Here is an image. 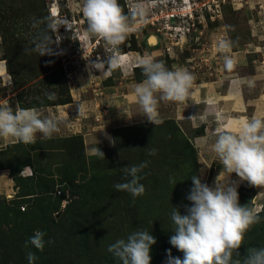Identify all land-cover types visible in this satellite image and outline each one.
I'll list each match as a JSON object with an SVG mask.
<instances>
[{
    "label": "rangeland",
    "instance_id": "374dc122",
    "mask_svg": "<svg viewBox=\"0 0 264 264\" xmlns=\"http://www.w3.org/2000/svg\"><path fill=\"white\" fill-rule=\"evenodd\" d=\"M226 2L220 5L219 17H214V21L206 17L203 25H198L203 30L198 46L192 42L181 52L175 48V59L165 55L162 60L166 40L157 32L158 23L146 24L156 10L147 0H119L126 14L137 3L144 4L147 11L144 22L140 23L138 17L134 29L115 51L106 49L101 40L100 47L93 51L91 45L96 39H88L84 34L83 0H0V61L5 62L10 77L8 84L16 92L15 101L21 108L54 107L55 112L61 109L58 106H66L68 110L59 120V131L51 139H42L38 134L34 144H10L0 150V171L6 172L15 192L7 198L6 193L0 191V264H28L29 251L38 257L34 264H122L108 247L119 239L126 240L136 231H147L156 239L150 248V264H168L169 254L173 258H184V253L170 244L174 234L171 214L175 208L182 215L187 214L193 176H200L202 183L210 187L215 186L222 170L211 151L218 112L221 117L226 116L225 122L220 123H228L234 132L244 119L257 117L252 107L255 102L264 105V81H256L264 74L259 78L255 75L260 72L259 67L264 73V63H260L264 58V0ZM54 4L59 11L56 18L73 22L70 30L59 28L62 39L58 45H51L52 55L40 57L35 52L26 53L25 48L34 47L33 41L44 29L46 18L53 17ZM152 37L156 41L153 44L149 41ZM52 39L55 40V35ZM218 40L228 43L231 54L240 51L247 56L246 104L251 107L246 108L244 114L239 116L236 108L241 97L238 98L235 85L234 90L231 89L234 97L224 94L229 108L224 106L220 111L216 108L217 114L213 113L211 119L206 117V104L200 103L197 92L198 89L208 92L213 85L198 80L194 81V85H198L196 91L193 87L184 104L162 102L158 105L160 123L157 125L143 118L133 125L112 129L111 139L115 143L110 147L100 143L96 147L104 153V158L95 152L86 153L87 136L81 132H88V126L84 129V125L94 120L83 119L85 110L79 112V103L89 105L91 100L92 107L97 103L93 111L98 113L91 116L97 115L98 121L99 114L101 118L110 110L107 102L102 103L101 74L91 68V62L97 60L96 53L102 59L116 52L120 56L123 53L135 55V58L151 55L170 70L179 66L194 75L196 69L191 66H197L200 53L196 50L202 45L205 50L212 43L215 46ZM131 66L133 64L124 67L123 72L116 69L117 79L130 83ZM144 78L141 67H134L133 81L142 82ZM224 89L227 91V85ZM50 94L55 98L49 99ZM223 101L217 98L210 103L219 107ZM233 102L235 107L231 106ZM11 104L14 109L16 105ZM86 110H91L90 105ZM223 110L229 112L223 114ZM258 118L264 119L263 115ZM77 124L82 126L80 131L75 130ZM169 131L175 136H170ZM186 141L193 149L184 147ZM151 150L155 151L154 155H149ZM144 162L147 167L138 175L145 192L133 202L129 193L117 191L114 185L127 182L124 167ZM24 167H30L35 176L20 177ZM228 181L238 184L239 203L254 209L259 217V222L245 234L238 250L240 255L234 253V259L242 260L248 248H264V189L249 186L235 173ZM58 190L60 195L56 194ZM75 192L78 195H73ZM21 205L25 211L20 209ZM36 230L46 234L42 252L31 244L25 247Z\"/></svg>",
    "mask_w": 264,
    "mask_h": 264
},
{
    "label": "clouds",
    "instance_id": "9594fccd",
    "mask_svg": "<svg viewBox=\"0 0 264 264\" xmlns=\"http://www.w3.org/2000/svg\"><path fill=\"white\" fill-rule=\"evenodd\" d=\"M81 11L86 21L85 36L101 40L106 49L115 51L134 29L137 18H140V23L144 22L147 9L144 4L137 3L126 14L119 0H83ZM61 26L70 29L66 19L46 18L44 29L33 41L34 47L25 48L24 51L35 52L40 57L52 55L51 45H58L62 39L59 35ZM53 35L55 40L52 39ZM219 47L221 51H227L229 45L221 41ZM233 64V60L225 55V68L231 71ZM138 65L145 78L133 87L132 98L139 109L137 115L157 125L160 123L159 103L184 104L190 98L195 77L183 67L176 66L170 70L163 61L151 55L141 58ZM122 66L123 58L120 55H108L106 59L97 58L91 62V68L104 74H111ZM4 69L5 65L0 64V71ZM54 98V95H49V99ZM119 109L128 118L133 117L129 115L128 108ZM82 111L83 106L79 105V112ZM221 119L217 117L211 151L222 165V170L213 187L202 183L200 176L191 178L193 187L187 197L191 206H186L187 214L182 215L177 208L171 214L174 234L170 237V244L183 252L184 258H173L169 254L168 264H264V248H248L242 260L234 259V253L240 255L238 250L243 245L245 234L253 224L259 222V217L254 209L239 203L238 185L228 181L235 173L239 180L246 181L249 186L264 188V119L246 118L234 132L230 126L221 124ZM59 123L54 116L42 118L34 108L17 106L14 110L11 106L0 105V140L11 145L34 144L38 134L42 139H51L59 131ZM106 138L115 143L107 134ZM94 152L104 158L99 147ZM154 154V150L149 152V155ZM145 167L147 162L124 167L122 171L127 182L117 183L114 188L129 193L135 202V198L145 192L138 175ZM45 235L36 230L25 242V247L31 244L42 252ZM155 243L156 239L149 232L136 231L126 240L119 239L111 244L108 251L122 264H150V248ZM26 259L28 264H34L38 257L29 251Z\"/></svg>",
    "mask_w": 264,
    "mask_h": 264
},
{
    "label": "crops",
    "instance_id": "0c3cea01",
    "mask_svg": "<svg viewBox=\"0 0 264 264\" xmlns=\"http://www.w3.org/2000/svg\"><path fill=\"white\" fill-rule=\"evenodd\" d=\"M162 52H163V58H162V60H163L165 53H164V50H162ZM239 52L238 53L234 52V53L230 54V56H229L234 62L233 68L231 71H228L225 68L224 61L223 62L212 61L210 64L198 63L197 65L199 66V68H197L198 66L195 67L196 70H194L195 74L193 75V76H195L194 81H198V80L203 81V84H205V83L208 84L210 82L213 85V89L209 90L208 92H204L203 90L201 91V89H198V92H197V94H199L198 96L201 97L200 103L206 104V106L204 107L205 108L204 114L206 115V117L208 116L210 119L212 118L211 116L213 115V113L217 114L218 110L216 108H218L219 111H220V108H224V106L229 108L227 106L228 104H226V102L229 103V101H226V99L228 98L227 96H230L229 98L234 97L235 93H231V89L234 90L235 85L237 86L238 98L241 97L240 99H238V104L236 107V108H238L239 116H241L240 114L245 113L244 111L246 110V108L248 109L251 107V105L247 106V104H246L245 88H246V82L247 81H246V76H245V65H246V57L247 56L245 54H243L244 52H241V53H239ZM128 53L133 54V52H131V51ZM123 59H124L123 60V66L119 68L122 72L124 71V67H128L129 65H132V64H133V68L134 67L135 68L140 67L138 65V61L141 58H139V57L135 58V55H133V56L126 55L125 57H123ZM262 60L260 62L261 64L264 63V58ZM0 64L5 65V62L0 61ZM235 65H237V68H235ZM207 66H208V68H207ZM133 68H130L131 72L129 73V76H128L129 79L131 80L130 83H124L120 79H117V77H116L117 71H115V70L112 71L111 74L100 73L101 76L99 78L102 80V90H103L102 93L104 95L103 96L104 100L102 103L107 102L110 105V110H109L108 114H106V115L103 114L101 116V118H100V114H99V122L95 121V118L98 117L97 115H94L95 117L91 116V115L95 114V112L98 113L97 111H95V112L93 111L95 109V107L97 106V103L96 104L94 103L95 107H92L93 102H91V100H90L89 105H90L91 110H86V108H88L89 105L87 102H83L85 104V105H83V108L85 110L84 111L85 114L82 115V117H84L83 119H86L88 121L89 117H91L94 120V123L91 122L89 125H87L85 123L84 129H87V126H88V129H89L88 132H85V133L81 132L83 135L87 136L85 151L88 155H92L94 153V149H96L97 145L100 143H103V145L106 147H110L112 145V142H110V140L106 138V134L108 137H111L110 130L115 129V128H119V127H123V126H130V125H133V124L141 121L143 118H146V117H142L140 115H137L139 112V109H138V106L136 105L134 99L132 98L134 85L137 83H140V82L133 81ZM259 70H260V72L255 73V75L258 74V76H256V78L257 77L259 78L261 76V74H264L261 72V67H259ZM9 78L10 77L7 73V69H6V65H5V69L0 71V105H8V106H11L13 108V105L11 104V102H14V104L16 105L15 106V108H16L17 106H19L18 102L15 101L16 92L11 90V88H10L11 86H9L10 84H8ZM263 78H264V76L260 77L259 79H256V81H260V80L264 81ZM105 82H107V83L110 82V83L105 84ZM226 85H227V91L224 89V86L226 87ZM193 87L195 90V87H198V85L197 86L193 85ZM224 94L225 95L228 94V95L224 98ZM217 98H223L225 100V101L220 103L221 105L219 107L214 106L213 104L210 103L211 101H215ZM162 102L163 101H161L160 103H162ZM260 104H261V102L260 103L255 102L253 104L254 105V106H252L254 108L253 112L255 113V115H257V117H262V115L264 117V105H262V104L260 105ZM79 105H81V104L79 103ZM231 106L235 107L234 102L231 104ZM257 106H258V109H256ZM65 107L66 106H58V108H61V109H59L58 111L55 110V112L53 111L54 107H47V108H42V109H36L35 108V109L41 114L42 117L54 116L60 120L61 118L65 117L64 113L66 114L68 112V110L65 109ZM121 107L128 108L129 109V115L133 116V117L128 118L127 116H125L123 114V110L119 109ZM72 112H73V110H72ZM226 112H227L226 110H225V112L223 110L222 113L225 114ZM86 113H90V114H86ZM208 113H211V114L209 115ZM158 114L160 115L159 110H158ZM217 116L222 118L221 120L223 123L225 122L224 120H226V116L221 117V114H219V112H218ZM83 119H81V121ZM102 119H103V121H102ZM227 124L228 123H226V125ZM65 125H66V123H65ZM80 126H81L80 124L74 125L75 130L80 131L79 130ZM101 130H103V131H101ZM7 145H10V144H8L7 142H5L3 140H0V150L2 148L6 147ZM8 181H9V178L7 177L6 172L0 171V191H4L7 196L14 195L15 192L13 189V184H11ZM9 193H11V194H9Z\"/></svg>",
    "mask_w": 264,
    "mask_h": 264
},
{
    "label": "built area",
    "instance_id": "2783aa9c",
    "mask_svg": "<svg viewBox=\"0 0 264 264\" xmlns=\"http://www.w3.org/2000/svg\"><path fill=\"white\" fill-rule=\"evenodd\" d=\"M148 4L151 5L154 11V16L151 20H147L146 24L155 25L158 23L160 28L157 32L161 33L163 39L166 40L164 46V53L168 58L175 59V48L181 52V49L186 47L189 43L193 42V45H199V39L202 35V28L199 26L203 25V21L208 17L211 21H214V17H219L220 15V5L221 3L225 5L226 0H147ZM130 10V9H129ZM56 18V17H55ZM71 25V21H68ZM199 25V26H198ZM66 31L70 29L63 26ZM78 41H81L77 38ZM100 40H95L92 43V49L95 51L97 47H100ZM183 45V46H181ZM220 40L214 46L213 43L209 46L202 47L200 49H192L193 51H199V61L198 63L210 64L214 62H223L225 55L230 56L231 52L229 48L227 51L220 50ZM96 59L100 58V54H95ZM123 54L121 57H125ZM211 58V59H210ZM103 60L102 58H100ZM198 66V65H197ZM196 66H191L194 69ZM133 68V66L131 67ZM208 68V66H207ZM96 122H99L97 117ZM33 172L30 167H25L21 172L22 177H32ZM57 195H60V191H56ZM10 196H7V198ZM20 209L24 211V207L21 206Z\"/></svg>",
    "mask_w": 264,
    "mask_h": 264
},
{
    "label": "bare ground",
    "instance_id": "6f19581e",
    "mask_svg": "<svg viewBox=\"0 0 264 264\" xmlns=\"http://www.w3.org/2000/svg\"><path fill=\"white\" fill-rule=\"evenodd\" d=\"M58 13H59V11H58V8H57V6L54 4V5H52V7H51V14H52V16L53 17H56V16H58ZM150 43H155L156 41H155V39L152 37V38H150ZM123 58V57H122ZM124 60V59H123Z\"/></svg>",
    "mask_w": 264,
    "mask_h": 264
},
{
    "label": "trees",
    "instance_id": "16d2710c",
    "mask_svg": "<svg viewBox=\"0 0 264 264\" xmlns=\"http://www.w3.org/2000/svg\"><path fill=\"white\" fill-rule=\"evenodd\" d=\"M170 132H171V131H169V133H168L170 136H175V135H173V134L170 133ZM170 138H172V137H170ZM184 147H185V148L193 149L192 146H191V145L189 144V142H187V141L184 143ZM24 168H25V167H24ZM20 172H21V171H20ZM32 172H33V171H32ZM19 175H20V174H19ZM34 176H35V175H34V173H33L32 177H25V178H33ZM20 177H21V176H20ZM22 178H23V177H22ZM46 187H49V185H47V186L45 185V188H46ZM73 195H78V194H77V192H75ZM77 202H78V201H77ZM21 206H22V205H21ZM21 206H20V207H21ZM24 211H25V209H24Z\"/></svg>",
    "mask_w": 264,
    "mask_h": 264
},
{
    "label": "flooded vegetation",
    "instance_id": "af4514ba",
    "mask_svg": "<svg viewBox=\"0 0 264 264\" xmlns=\"http://www.w3.org/2000/svg\"><path fill=\"white\" fill-rule=\"evenodd\" d=\"M127 52H130V51H126V53H127ZM117 53H118V52H116L115 55H116ZM123 54H125V53H123Z\"/></svg>",
    "mask_w": 264,
    "mask_h": 264
}]
</instances>
